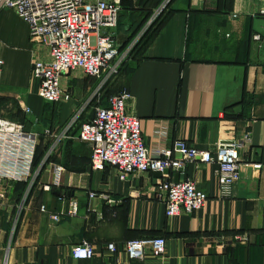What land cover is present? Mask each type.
<instances>
[{
  "label": "crops",
  "instance_id": "obj_1",
  "mask_svg": "<svg viewBox=\"0 0 264 264\" xmlns=\"http://www.w3.org/2000/svg\"><path fill=\"white\" fill-rule=\"evenodd\" d=\"M106 1L119 3L116 41L125 45L145 16L167 0ZM165 9L170 15L151 45L136 54L114 87L103 89V95L109 94L104 104L129 91L127 111L142 120L144 140L154 155L178 140L210 150L221 138L248 135L251 145L241 152L245 166L234 196L219 198L216 163L195 161L168 176L152 172L125 181L115 168L93 170L91 146L80 141L77 128L64 129L79 108H87L83 121L94 116L96 105H86L97 81L72 71L62 78L71 99L43 100L32 67L38 59H49V48L32 39L28 25L13 11L3 10L0 118L39 135L36 168L42 169L33 186L0 183L5 195L0 198L1 264H264V48L252 40L255 32H264L259 15L264 0H172ZM258 18L263 23L256 29ZM46 129L57 137L46 136ZM56 167L63 168L59 176ZM164 180H194L209 197L206 206L167 217L160 191ZM90 193L97 196L90 198ZM61 195L78 201L79 214L54 223L40 209L46 206L51 214L68 209V203L59 202ZM236 235L248 236V243L236 242ZM159 236L167 240L163 257L128 259L126 242ZM83 242L94 248L90 260L72 255ZM111 243L117 253L108 250Z\"/></svg>",
  "mask_w": 264,
  "mask_h": 264
},
{
  "label": "built area",
  "instance_id": "obj_2",
  "mask_svg": "<svg viewBox=\"0 0 264 264\" xmlns=\"http://www.w3.org/2000/svg\"><path fill=\"white\" fill-rule=\"evenodd\" d=\"M3 10L13 11L28 25L32 39L41 41L49 48V59L36 60L32 76L41 83L40 97L52 104L71 99L70 93L62 87V78L75 70L97 79L99 90L111 86L124 73L140 39L127 46L119 45L116 41L120 14L118 2L0 0V11ZM259 15L264 17V10H260ZM232 18H238V15L234 14ZM152 23L151 20L148 26ZM252 40L264 48V32H255ZM3 65L0 59V71ZM130 99L127 89L115 94L108 106H98L94 116L85 121L82 119L85 107L79 108L65 126L64 133L77 128L80 141L91 146L90 166L93 170L115 168L125 181L136 174L184 170L188 163L195 161L216 163L219 198L234 196V188L240 182L245 166L241 152L251 145L248 135L240 140L221 138L210 150L198 149L178 140L172 148L162 147L154 155L144 140L142 120L127 111ZM24 112L29 115L31 110L24 107ZM44 134L57 137L51 129H46ZM39 142V135L26 131L23 124L0 118V183L10 181L34 185L42 169L35 167ZM176 154L180 156L179 159L174 157ZM247 166L255 170L263 167L262 164ZM62 171V167L55 168L57 176ZM44 189L50 190V187L45 186ZM160 191L165 194L166 215L169 218L182 213L193 214L203 209L209 199L205 192L198 189L194 180H164L160 183ZM96 196V193H90V198ZM4 197L0 193V198ZM58 200L63 205L68 203V209L62 208L58 213L51 214L46 206H42L40 211L50 214L54 223H59L65 216H78V201L66 195L59 196ZM235 240L246 244L249 238L236 235ZM107 248L111 253L118 252L115 243L108 244ZM166 248L167 240L160 236L130 240L124 245L130 261L163 257ZM72 255L77 260H90L94 256V248L83 242L72 249Z\"/></svg>",
  "mask_w": 264,
  "mask_h": 264
},
{
  "label": "trees",
  "instance_id": "obj_3",
  "mask_svg": "<svg viewBox=\"0 0 264 264\" xmlns=\"http://www.w3.org/2000/svg\"><path fill=\"white\" fill-rule=\"evenodd\" d=\"M169 15L170 13H167V10H165L163 13L159 15V17H157V19L150 26H148L147 24H149V22L152 20L151 18L152 13H149L148 15L145 16V21L143 23V26L132 34L129 42L123 45V46H127L128 44H130L131 42H133L134 40L140 37L136 47L133 50L131 61L134 59L136 54L137 55L142 54L151 45L159 29L163 26L164 22L167 20ZM146 25L147 27H144ZM38 150L39 147L37 149L35 167L39 164L41 159V156L39 157Z\"/></svg>",
  "mask_w": 264,
  "mask_h": 264
},
{
  "label": "rangeland",
  "instance_id": "obj_4",
  "mask_svg": "<svg viewBox=\"0 0 264 264\" xmlns=\"http://www.w3.org/2000/svg\"><path fill=\"white\" fill-rule=\"evenodd\" d=\"M171 1L172 0H167L166 2H165V4H164V7H162V8H159V9H156L153 13H152V21L154 22L156 19H157V17H159V15L161 14V13H163L166 9H164L162 12H161V10L163 9V8H166V6L168 7L169 6V4L171 3ZM1 12V11H0ZM257 22H256V29H258L259 28V26H257L259 23L258 22H262L263 23V20H261V18H258L257 20H256ZM127 68V67H126ZM123 75V74H122ZM122 75H120V77L122 76ZM119 77V78H120ZM92 79V80H96L97 81V79H95V78H92V77H88V79ZM119 78L112 84L113 85V87L116 85V83H117V81L119 80ZM106 96H109V94H104L103 95V90H99L98 89V81L96 82V87H95V89L94 90H92L91 91V95H90V99H89V101L87 102V105H86V107H91L92 105L93 106H95V109L98 107V106H100V107H104L106 104H104V102H105V97ZM111 98V97H110ZM109 98V99H110ZM86 109L87 108H85V112H86ZM85 119V118H84Z\"/></svg>",
  "mask_w": 264,
  "mask_h": 264
},
{
  "label": "water",
  "instance_id": "obj_5",
  "mask_svg": "<svg viewBox=\"0 0 264 264\" xmlns=\"http://www.w3.org/2000/svg\"><path fill=\"white\" fill-rule=\"evenodd\" d=\"M156 173V175L157 176H168L169 174H170V172L169 171H165V172H163V173H161V172H155Z\"/></svg>",
  "mask_w": 264,
  "mask_h": 264
}]
</instances>
